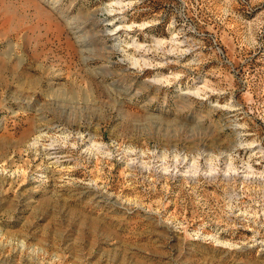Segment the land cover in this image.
<instances>
[{
  "label": "rangeland",
  "instance_id": "rangeland-1",
  "mask_svg": "<svg viewBox=\"0 0 264 264\" xmlns=\"http://www.w3.org/2000/svg\"><path fill=\"white\" fill-rule=\"evenodd\" d=\"M0 264H264V0H0Z\"/></svg>",
  "mask_w": 264,
  "mask_h": 264
},
{
  "label": "bare ground",
  "instance_id": "bare-ground-1",
  "mask_svg": "<svg viewBox=\"0 0 264 264\" xmlns=\"http://www.w3.org/2000/svg\"><path fill=\"white\" fill-rule=\"evenodd\" d=\"M66 23L68 24V23H70V21H69V20H67V22H66ZM75 27H77V26H74V25H73V27H72V28L74 29ZM109 30H110V29H109ZM77 39H78V38H77ZM135 62H136V61H135ZM199 88H200V87H199ZM197 89H198V88H197Z\"/></svg>",
  "mask_w": 264,
  "mask_h": 264
}]
</instances>
